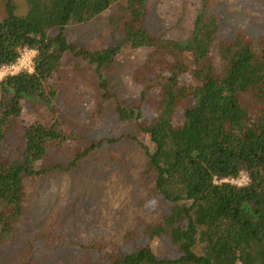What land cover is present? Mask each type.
<instances>
[{
    "label": "trees",
    "instance_id": "1",
    "mask_svg": "<svg viewBox=\"0 0 264 264\" xmlns=\"http://www.w3.org/2000/svg\"><path fill=\"white\" fill-rule=\"evenodd\" d=\"M114 6L124 43L91 48L69 40L71 24L92 22ZM208 6L203 0L190 35L175 39L145 26L152 0L5 1L0 69L15 64L22 49L37 51L33 71L0 78V235L8 241L26 222L32 179L70 171L119 140L92 141L54 109L67 57L96 65L106 98L115 96L106 72L125 43L146 51L154 66L142 103L117 108L152 143L143 145V205L153 215L140 216L115 241L69 231L66 212L52 210L12 264H58L63 253L73 254V264H264V44L245 29L227 36ZM185 13L184 5L178 21ZM35 103L51 112L26 118ZM68 149L69 164L53 160ZM241 173L247 185L226 180Z\"/></svg>",
    "mask_w": 264,
    "mask_h": 264
},
{
    "label": "rangeland",
    "instance_id": "2",
    "mask_svg": "<svg viewBox=\"0 0 264 264\" xmlns=\"http://www.w3.org/2000/svg\"><path fill=\"white\" fill-rule=\"evenodd\" d=\"M5 1L0 0V15L4 14ZM183 4L186 13L178 21ZM202 5L203 0H152L145 26L152 34L185 39L191 33L196 10ZM208 9L217 12L227 36L245 29L264 44V0H209ZM118 12L114 6L92 22L71 24L67 28L69 40L91 48L124 43L121 27L112 22ZM75 65L82 70L77 73ZM153 68L146 51L133 50L125 43L114 68L106 72L115 93L114 97L106 98L98 89L96 65L72 55L67 57L64 75L55 81L59 94L54 109L92 141L119 140L82 157L70 171L32 179L25 224L17 225L18 234L10 241L0 235V264L13 263L19 246L33 235L52 210L66 212L69 231L88 230L91 235L115 241H121L124 233L136 226L140 216L152 212L143 205L148 191L144 178L148 158L143 145L152 143L138 125L121 120L117 108L119 104L127 107L142 103V93L148 88L146 83L153 75ZM3 76L0 72V78ZM35 106L39 109L32 108ZM37 112L48 114L51 110L35 103L27 106L25 117L30 118ZM72 157L68 149L53 160L66 165ZM72 260L73 254L63 253L58 264H73Z\"/></svg>",
    "mask_w": 264,
    "mask_h": 264
},
{
    "label": "built area",
    "instance_id": "3",
    "mask_svg": "<svg viewBox=\"0 0 264 264\" xmlns=\"http://www.w3.org/2000/svg\"><path fill=\"white\" fill-rule=\"evenodd\" d=\"M37 51L34 49H22L20 51V56L18 58V61L9 66H3L0 69V72L3 73L4 76H7L9 74H16L22 70H34V58L36 56ZM3 76V77H4ZM227 181H230L234 184H237L239 186L247 185L249 182L248 175L246 173H241L239 176L231 177L226 179Z\"/></svg>",
    "mask_w": 264,
    "mask_h": 264
}]
</instances>
